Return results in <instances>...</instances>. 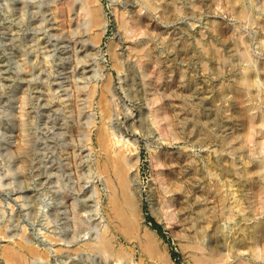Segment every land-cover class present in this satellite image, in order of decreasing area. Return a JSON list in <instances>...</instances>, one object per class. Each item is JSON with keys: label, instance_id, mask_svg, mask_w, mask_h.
Here are the masks:
<instances>
[{"label": "bare ground", "instance_id": "1", "mask_svg": "<svg viewBox=\"0 0 264 264\" xmlns=\"http://www.w3.org/2000/svg\"><path fill=\"white\" fill-rule=\"evenodd\" d=\"M22 1L23 0H8L6 3L8 7L6 14H11L14 17L17 12L15 5ZM113 1L115 4V14L118 20L119 36L117 44L111 43L109 45V52L113 58L114 67L120 75V86H117L114 82L113 73L109 75L106 80H103L102 84H99V87L96 83L91 84L101 76V72L104 69L103 65L97 61V57L100 55V47L107 35L109 27L107 17L99 0H43L41 2L39 1V3H35L37 6L35 4L36 7L33 8L32 6L34 12L31 9L33 12V23H27L30 25L33 24L34 26L32 25V27L36 26L39 28L36 29L35 27L36 31L39 30L38 33L42 32L43 34H34L35 38L32 40L34 41V45H30L32 48H28L29 50L27 51L29 52L26 51V53L23 54L29 59L30 65L28 71L30 72L26 73L30 79L32 78L31 82L41 77V80L44 81V83L42 82L44 87L42 86L43 89L41 91L39 86L34 88L42 92V94L36 97L37 102L35 103H37V107L45 106L54 113H58L59 110L61 111V109H64L66 116L75 111L78 113V117L81 119L82 124L77 131L74 129V131H76L75 133L71 132V127L73 125L71 126V122H69L68 119L71 115H68L66 123L64 122L62 126L68 129L65 132H69V136L72 135L73 139L75 138L79 141L80 145L78 148L76 145V148H73L74 152L72 154L75 160L74 162L77 168L80 166L85 167L83 165L90 167L89 172L88 170L84 172L92 173L93 170L96 169L99 176L105 178L106 185L110 190V198L108 197L109 203L107 202L109 212L107 215H109V219L114 228L108 226L102 233L98 231L99 235L94 242L90 243L91 240H89V243H84L85 249L90 250V252L101 254L104 257L102 258L107 261V264H127L131 260L132 254L123 246H116V236L112 232V230L116 229L117 232L120 230L127 239L138 240L143 250L149 254V257L153 259L157 258L163 264L170 263L169 256L158 244L157 236L154 234V231L147 228L144 230L143 236L139 233L140 201L137 194L138 190H136L137 188L133 185L134 181L131 172L139 169L141 159L137 154H133L132 156L128 155V150L123 149L116 151L115 149V144L117 143L114 141L115 137H127L133 132L134 135L140 133L153 137L151 144L154 146L151 151V160L155 168V181L160 191L164 193V197L168 193L171 194L173 192L171 197L163 200V204L167 209L162 215L163 222L167 226H170L172 220L176 218L179 212H183V210L185 212V220H189L187 222H190V217L194 214L192 213V211H194L192 210V205H196L199 202V197L196 196L195 199L187 200V206H185V203H182L181 211L179 209L172 210L175 199L174 194L179 189L177 185L178 174L176 173V169L180 168L183 174L181 180H183L182 183L186 184L187 193L191 194L192 191L194 192L196 190L195 187L198 188V186H202L201 189L206 192L205 194L214 195V198L218 202L226 201L223 192H226L227 196H231V198H229L231 202H228L234 204L235 207L230 206V208L227 209L229 213L228 219H230L229 221L236 220V216L239 215L240 220L231 227L230 235H222L224 238L223 246L229 252V254L222 257L229 259L232 258L233 255H236L237 258L234 260L236 262L235 264H264V218L259 217V208L256 204L260 198L262 209L264 210V154L259 162L253 164L250 162L251 153L254 151L253 146L260 144L258 140L261 137L264 139V0ZM25 3H27V1ZM28 3L30 2L28 1ZM28 3L27 5H29ZM213 13L216 17L223 15L227 16V18H234L237 22H235V26L227 27L228 29L224 27V29L220 21H210L209 16ZM12 16H10V18ZM40 17L41 20H39ZM186 18L197 20V22L204 21V26L207 30L202 31L200 34L193 33L192 29L196 24L192 23L190 27L189 24L188 26L182 22L180 28L174 30L172 33V24L176 21L179 22V20L184 21ZM11 27L3 25L2 29L7 30V35H9L8 40L13 41L15 36L13 38L11 37ZM243 29H246V31L249 29L252 37L245 36ZM50 30H54V33H51ZM66 32L71 34V39L74 40L76 45L78 42L80 43L77 48L81 54H77L76 60L78 61H76L77 64L75 65L79 68L77 69L75 67V75L73 76L76 79V87H74L75 95H72L74 93L71 94V90L69 91L70 86L66 87L62 82L61 86H57L58 88L53 87V81L55 79H53L52 76L58 73L55 71L56 65H54V62L58 60H53L54 51L59 49L61 53H69L68 44L71 40H68V37L65 35ZM43 35H45V39L48 38L47 42H44L42 38ZM53 39L54 41H52ZM225 39L228 40L225 41ZM15 42L12 46L16 45ZM45 43L48 45L43 47ZM127 43L129 45L125 47ZM255 44L258 46L257 49L255 48ZM119 46L126 48V50L119 53ZM6 49H9V47ZM11 49L12 47L10 50ZM20 49L23 50V48ZM51 49L52 51L48 52ZM20 51L21 50L18 52ZM168 51L169 53L175 51L176 53H174L177 54V57L174 59H170L169 56L164 57V54ZM126 52H128V55L124 56ZM1 56L0 51V64L5 62L2 60ZM10 59H12V56L7 59L8 63ZM193 62L196 64L199 63V67L203 72H209L213 75L216 74L218 77L225 76L226 80L224 79L225 81L221 83L217 92L210 90V88H202V84V89H199L198 92H195L197 89L193 91L192 88H190V83L192 84L194 75L193 78L189 76L190 73L188 72V68L185 67V64H193ZM66 69H63V72ZM193 72H195V70ZM2 73L3 69H0V86H5L9 81V76H3ZM203 81L204 80L201 82ZM196 82L199 83L198 80ZM198 83L196 85H198ZM62 88L67 92L64 95L66 97L59 95ZM209 95L211 99H208ZM29 97L27 99H29ZM42 97L44 98L43 100L41 99ZM193 97L196 100L194 104L205 102L206 105L208 102V106L204 109V112H201L203 113L202 115L199 112L193 113L192 110L187 107L190 106L189 101H191L190 98ZM125 98L137 104V109L139 111L137 118L134 117L133 109H131V114H129L121 108V100L125 101ZM219 98H225V102L228 103V105H225L226 113L228 111H233L232 116L234 115L236 120L235 124L239 131L238 135L237 133H235V135L234 133L229 135V129H227L229 125L228 121L219 117L220 110L218 112V108L220 107H214L216 100ZM96 101L102 115L100 123L98 122L99 124L96 118H93L92 114L86 111V109H90L92 112ZM82 102L83 104H80ZM31 110L32 109H30V111ZM0 111L2 112L1 109ZM76 113L73 115L77 116ZM123 113L127 118L126 123L120 118ZM27 116L28 125H30L29 123L33 124L36 119H34L33 116L31 117L30 112H28ZM60 119L56 120L58 121ZM76 119L78 120V118ZM57 121H55L56 124H58ZM28 125L27 123L24 125L25 129ZM83 126L88 127L83 128ZM51 129L53 130V128ZM31 130L32 129H30V131ZM34 130L35 129L31 132L29 130L27 131L32 133ZM52 130L50 132H52ZM63 130L61 129L60 131L63 132ZM37 134L40 133L37 132ZM30 136H28L25 144L16 147V151L24 156L23 158L25 159L29 171L33 172V169L36 168V172H34V174L32 173V177H45L44 179H46L49 176L47 177L45 171L40 167L42 159H40V157L37 159V154L32 155L34 151H32L31 146L34 144V137L32 136L33 138H29ZM120 141L121 140H118V142ZM238 141H241L242 144L238 145ZM178 142L187 143L192 146V148H206L208 150V157L205 164H201L202 162L196 157H193L190 151H180L178 154H174L172 152H164L160 148L161 146L174 145ZM76 143L78 142L75 141L74 144ZM34 146L35 145H33V147ZM88 146L90 149L86 148ZM55 147L54 151H56ZM96 147L99 149L95 166L91 163L82 165V163L84 161L86 162L89 158V155L96 151ZM261 148L264 149V143ZM8 149L5 148V150ZM67 150L68 149L65 148L62 151L65 152L64 154H68L67 156H70V153H68L69 150ZM9 151L5 152L11 155V150ZM130 151L132 153L137 151V149H131ZM224 152H226V154ZM237 152L240 154L238 162L234 159V155ZM59 154H61V152H59ZM9 155L7 154L6 157H4L6 159L8 158L7 161L12 160V157ZM62 158H64V156H62ZM66 158H68V165H70L71 162L69 160L72 158ZM53 161H56V159ZM65 162H67V160ZM74 162L72 163L74 164ZM64 169L62 170L63 172L59 173L65 174ZM5 173L7 178L9 175L14 174L11 166H9ZM13 176L11 177L14 179L13 182L7 179L9 182L5 180V183H3V180L0 178V188L6 187V185H10L11 183L21 184L18 183L16 180L17 178ZM60 176L62 177V175ZM38 184L40 186H47V180L44 182L41 181V183ZM50 189H52V187H48L49 191ZM224 189L225 191H223ZM185 192H183V196L186 195ZM56 194L55 192V195ZM27 195L28 194H26V197ZM90 195L92 196L93 193ZM72 196L75 197L73 194ZM86 197H88V195L85 196V198ZM205 198L203 202L207 200L205 202L206 206L203 204L204 207H201L202 210H200L204 215H207L212 205L209 203L211 199L207 198V196ZM214 198L212 196V199L216 203ZM254 198L258 199L253 200ZM76 199L78 198L76 197ZM92 199H94V197ZM52 200H54V198H52ZM60 200H54V204L57 202V209L58 205H61L63 202ZM84 200L89 202V200ZM26 202L24 205L27 204ZM65 205H63V207ZM73 205L75 204H72V206ZM76 205H78L80 212L89 213L87 210L88 204L81 206H79V204ZM78 207L75 206L74 210ZM61 209L59 207V210ZM63 209H65V207ZM52 210L54 211V209ZM80 212L76 218L79 219L78 222L81 226H85L83 225L85 221L82 219L83 217L85 218L86 215H81ZM201 212L199 211V213ZM22 217L21 214H17L15 220L20 223ZM61 217L63 216L61 215ZM65 217L67 219V216L63 218L65 219ZM57 218L59 219V217ZM73 220H75L74 217ZM252 220L254 221V225L249 226L247 222ZM212 222H214V217L210 218V216L206 222H199L196 234L204 235L207 228H210V223ZM206 223L207 226L205 225ZM241 225H245V227ZM5 229L0 227V236L8 237L6 236ZM213 230L215 233L223 232L221 227L217 224ZM240 230L246 232V236L242 234V239L239 238V236H241ZM25 232L27 233L26 230ZM191 233L193 232L190 231V234L187 235L190 239L191 237L193 238ZM14 236L16 235L14 234ZM21 237V240L18 241V247L12 245L3 246L2 250H0V256H2V258L0 257V264H5L7 262L14 264H31V262H33L32 264H45L47 260H49L50 255H47L46 252H41L35 247V239L31 236L27 237V234L26 236L21 235ZM189 247L193 250L192 258L195 264H212L221 261L218 251L212 247L208 250H205L200 244L189 245ZM62 249L63 248L58 251L61 252ZM79 251H82V249H79ZM239 251L248 254L249 257L241 260V256L237 255ZM80 254L84 255L82 253ZM81 255L79 258L83 260L82 257L84 256L81 257ZM75 260L74 262L71 261V264H83L80 262L81 260ZM108 261H110V263Z\"/></svg>", "mask_w": 264, "mask_h": 264}, {"label": "rangeland", "instance_id": "2", "mask_svg": "<svg viewBox=\"0 0 264 264\" xmlns=\"http://www.w3.org/2000/svg\"><path fill=\"white\" fill-rule=\"evenodd\" d=\"M7 1L8 0L0 1V48H1L0 51L2 55L1 56L2 60L5 61L0 64V69H3V73H2L3 76H9V81L7 85L5 86L1 85L3 87L0 86V92L2 91L0 93V102H1L0 109L2 110V112L0 111V178L3 180V183H5V180L7 179L13 182L14 179H12L11 177L14 175L13 177L17 178L16 180L18 181V183H21V184L18 185L16 183H11L10 185H6V187L4 186L0 188L1 189L0 190V204H1L0 205V210H1L0 211V224H1L0 227L4 229L7 227L5 230H6V236H8V237L0 236V250H2L3 246L5 245H12V246L18 247V241H20L22 238L21 235L26 236L27 234V237L31 236L33 239L36 240V241L34 240V243L36 242L35 243L36 248H38L41 252H46L47 255H50L49 260H47V262L45 261L46 262L45 264H71V261L74 262L75 259H76L75 261L81 260L80 262L83 264L84 263L85 264H105V263L107 264V261L103 259L104 257L101 254H98L96 252L98 254L97 255L95 252H90V250L88 249L86 250L84 247L85 242L89 243V240H91L90 243H92L97 239V236L99 235L98 231L102 233L104 229L105 230L107 229L108 226L111 227L113 225L109 219V215H107L109 212L108 203H109V198H110L109 196L110 190L106 185V181L104 180L105 178L103 176L102 177L99 176V174L96 172V169H94L92 173H88L90 167H86V165H83V164L88 165L91 163L95 166L96 161L98 159L97 152L99 148L96 147V151L92 152L89 155V158L86 160V162L84 161L82 163V165L85 167L80 166L79 168H77L76 163L74 162L75 160L73 159L72 153L74 152L73 148L74 147L76 148V146L78 148V146L80 145L79 141H77V139L75 138L74 140L71 133H70L71 136H69V132L68 133L65 132L68 129H65V126L64 127L62 126L64 122L66 123V118L68 117V115H71L69 116L68 119H69V122H71V126L73 125L71 127V132L75 133L78 130L79 126L82 124L81 119L78 117L79 116L78 113H76L75 111L74 113L67 114L66 116L64 109H61V111L59 110L58 113L57 112L54 113L52 110H50L49 108H46L45 106L38 108L37 103H35L37 102L36 97L42 94V92L40 91L43 89L42 86L44 84H42V82L44 83V81L41 80L42 79L41 77L31 82L32 78L30 79V77L27 75V73L30 72L28 71L30 63H29V59L23 54H25L27 50L32 48V46L30 45H34V41L32 40H34L35 35L43 34L42 32L38 33L39 30L36 31V29H39V28L35 26L36 27L35 29V27H32L33 24L30 25L32 22V15L34 12L33 8L37 6L35 3H39V1L41 2L43 0H38V1L37 0L35 1L23 0L22 2L17 3L15 5L17 12L15 11L16 14L14 17L11 14H6V10L8 8L6 4ZM26 1L27 3L29 1L30 3H33V4L28 3L30 5L29 6L27 5V3H25ZM99 2L102 5L103 11L107 17L109 27H108L107 35L100 47V55L97 57L98 59L97 61L103 65L104 69L101 72V76L98 79H96V81H93L91 84L96 83L98 84L97 86L99 87V84L101 85L102 81L106 80V78L113 73L114 82L117 84V86H120V81H119L120 75H119V72L114 67V61L109 52V45L111 43L117 44L118 36H119V26H118V20L115 14V4L113 0H99ZM31 9L33 10V12ZM10 16H12L13 18L12 17L10 18ZM209 17H210V21H217V22L220 21L223 24L222 25L223 28L235 26V22H237V20H235L234 18H231V17L227 18V16H223V15L216 17L214 13L211 14V16ZM39 20H41V17ZM27 22L30 24H28ZM182 22L187 25L189 24L190 27L192 23H195L196 26L192 29L193 33L195 32L197 34H200L202 33V31L207 30L206 27L204 26L205 25L204 21L197 22V20L195 21V20L186 18L184 21L179 20V22L176 21L174 24H172V28H173L171 30L172 33L174 32V30L180 28V26L182 25ZM3 25H6V27L12 26L11 27V37L13 38L15 36V38H13L14 39L13 41L8 40L9 35H7V30L2 29ZM50 31L51 33L52 32L54 33V30L53 31L50 30ZM243 33L245 36L252 37V35H250L249 29L248 31H246V29H243ZM65 35L68 37V40L69 39L71 40V41L69 40L70 43L68 44L69 53L67 54L61 53L59 49L54 51L55 54L53 53L54 54L53 56L55 57V58L53 57V60L54 61L58 60L57 62H54V65H56V69H57V70L55 69V71L58 72L57 74H60V75L53 74V76L55 77L54 78L52 76V78L55 79L53 81V87L58 88L63 83V85L66 87L70 86L69 87L70 89L68 88L69 91L71 90V94L74 93L72 95H75L74 87H76V79L73 76L75 75V67H76L75 65L77 64L76 61H78L76 60L77 59L76 56L77 54H81V52H79L78 51L79 49L77 48L78 45H80V43L78 42V44L76 45V43H74V40L71 39L72 36L69 32H66ZM42 38L44 39V42L48 41V38L45 39V35H43ZM227 40L228 39H225V41ZM31 41L33 42V44ZM52 41H54V39ZM14 42L17 45V46L13 45L15 47L12 46ZM47 45L48 44L45 43L43 47L44 46L46 47ZM128 45L129 44L127 43L125 47H128ZM8 47L9 49H6ZM11 47L12 49L10 50ZM257 47H258L257 44H255L256 49ZM18 48L19 50H21L20 52H18L19 51ZM20 48H23L24 51ZM124 50H126V48L122 46L118 47L119 53L123 52ZM51 51L52 49L49 50L48 52H51ZM174 52L175 51L169 53L168 51L164 54V57L169 56L170 59H174L175 57H177V54H175L176 52L175 53ZM127 55H128V52L124 53V56H127ZM11 56H12V59H10V62L8 63L7 59ZM186 64H185V67L188 68V72L190 73L189 76L190 77L192 76L191 78H193V75H194L193 82L192 84L190 83L191 85L190 88H192L193 91L197 89L195 92H198V90L202 88H205V89L210 88V90L217 92V89L220 87L221 83L226 80L225 76L218 77L216 76V74L213 75V74H210L209 72H203L199 67L200 65L199 63L196 64L195 62H193V64H188V65ZM63 69H66L67 71L64 70L63 72ZM194 70L195 72H193ZM27 78L30 80H28ZM197 80L199 81V83L196 82ZM202 80H204L206 83L204 81L201 82ZM197 83L198 85H196ZM201 84H202V88H201ZM36 86L40 87V91H37V89H34ZM63 89L64 88L61 89V91L59 92V95L66 97L64 95L67 92L64 91L65 89L64 90ZM27 96L28 97L30 96L29 99L31 101L27 99L28 98ZM41 99L43 100L44 98L42 97ZM190 99H191V101H189L190 106H187V107L190 110H192L193 113L204 112V109L208 106V102L206 103V105H205V102L200 103V104L199 103L194 104L196 103L195 98L193 97ZM208 99H211L210 95ZM80 104H83V102ZM225 105H228V103L225 102V98H219L218 100H216L214 107H220L218 108V112L220 110L219 117L221 119H224L225 121H228L229 125L227 129H229L228 131L229 135L232 133H234V135L235 133H237L238 135L239 131L236 128V124H235L236 120L234 118V115L232 116L233 111H228L226 113ZM98 106L99 105L97 104V101H96L93 107L94 110L91 112L90 109H86V111L91 113L93 118H96L97 123L98 122L100 123L101 121L100 119H102V115H101V111H99L100 109ZM120 106L123 110H125L129 114H131V109H133L134 117L137 118L139 111L137 109V104L134 101H131L130 99L125 98V101L121 100ZM30 109H32L33 111L31 110L32 111L31 112ZM28 112H30L31 117L33 116L34 119H36L35 120L36 123L35 122L33 123V120H32L33 124L29 123L32 126L28 125V116H27ZM75 113L77 114V116L73 115ZM202 114L203 113H201V115ZM55 117L56 119H60L61 117L64 119L65 117V119L63 120L61 118L60 120L57 121ZM76 118H78V120ZM120 118L122 119V121H124V123L127 122V118L124 115V113L123 115L120 116ZM71 120L74 122H72ZM55 121H57L58 124H56ZM26 123L28 125L26 128L27 130L30 131V129L32 130L35 129L32 133H30L32 130L29 132L25 129L24 125ZM49 126H50V129H49ZM60 126L62 130L64 129L63 130L64 133L60 131L61 130ZM87 127L88 126H83V128H87ZM51 128H53V130ZM74 129L76 131H74ZM51 130L52 132H50ZM37 132L40 134H37ZM29 133L31 134V136ZM36 135H39V136H36ZM28 136H30L29 138L34 137V144H32L31 146L32 151H34L32 155L37 154L36 158L39 159L38 157H40V159H42V164L40 167H42L43 171H45V173L47 174L46 176L47 177L49 176L46 179H44L45 177H40V178H37L35 176L32 177V173L34 174V172H36V168L33 169L34 170L33 172L29 171L28 167L26 166L25 159L23 158L24 156H22L20 153L16 151L17 150L16 147L21 146L27 142ZM152 139H153L152 136L149 137L147 135L140 134V133L134 135L133 132H131L127 137L119 138L117 136L114 138L115 143L117 142L115 144L116 151L123 150V149L128 150L127 151L128 155L132 156L133 154L135 155L137 154L139 155L141 159L139 169L131 172L132 179L134 181L133 185L135 186V188H137L136 190H138L137 194L139 196V201H140L139 202V208H140L139 209V222H140L139 233L140 235L143 236L144 230H146L147 228H150L152 231L155 232L154 234H156L157 236L158 244L169 256L170 263L168 264H195L192 258L193 250L189 247V245H199V244L205 250H208L210 247H212L218 251L219 259L221 258V261H217L212 264H235L236 262L234 260L235 258H237L236 255H233L232 258H229V259L222 257L226 254H229V252L223 246L224 245L223 236L230 235L231 227L234 226L236 222L240 220L239 215H237L236 220L229 221L230 219H228L229 213L227 209H229L230 206L231 207H235V206L234 204L229 203L231 202V200L229 201V198H231V196L230 195L227 196L226 192H223L225 199H226L225 202H218L214 198V195H211V194L206 195L205 194L206 192H204V190L201 189L202 186L201 187L198 186V188L195 187L196 190L194 192L192 191L191 194H189L187 193L186 184L182 183L183 180H181L183 178V174L181 173L180 168H177L176 169V173L178 174L177 185L179 189L174 194L175 199H174V206L172 210L173 209L180 210L182 203H185V206H187L188 204L187 200L195 199L196 196L199 197V202L197 203L198 205L197 204L192 205L193 206L192 210H194L192 211V213L194 214L191 215L190 222H187L189 220H185L184 210L183 212H179L177 214L176 218L172 220V224L170 226H167L163 222L162 215H163V212L167 210L165 205L163 204V200L164 199L166 200L168 197H171L173 192L171 194L168 193L164 197V193L160 191L155 181V177H156L155 168L151 160V151L154 146L151 144ZM118 140H121V141L118 142ZM75 141L78 143L74 144ZM258 141L261 145L257 144L253 146L254 151L251 153V160H250L251 164L255 162H259L263 158L264 149H262L261 147H263L264 139H262L261 137ZM237 144L240 145L242 144V142L238 141ZM33 145L35 146L33 147ZM54 147L56 148V151H54L55 150ZM5 148L6 149L9 148V149L5 150ZM65 148L69 150L68 153H70V156H67L68 154L66 155L64 154L65 152L62 151ZM86 148L90 149L89 146ZM135 148L137 149V151L131 153L130 150L135 149ZM160 148L164 152H172L174 154H178L180 151H185V152L190 151L193 157H196L198 160L202 162L201 164H205L207 157H208V150L206 148H203V149L192 148V146H190L187 143L178 142V143H175L174 145H169V146L166 145L164 147L161 146ZM9 150H11V155H9L10 153H7ZM59 152H61V154H59ZM224 153L226 154V152ZM7 154L10 157H12L11 161L9 160L7 161L8 158L7 159L4 158L6 157ZM239 155L240 154L238 152L235 153L234 155V159L236 162H238V160L240 159ZM62 156H64L65 159L62 158ZM65 156L69 157V159L72 158L69 160L71 162L70 165H68L69 164L68 158H66ZM54 159H56V161H53ZM61 160H64V161H61ZM66 160L67 162H65ZM72 162H74V164ZM9 166H11L14 174L9 175L7 178L6 177L7 175L5 172L8 170ZM63 169L66 175L64 173L63 174L59 173V172H63L62 171ZM87 170L88 172H84ZM58 174L62 175V177ZM33 179L35 180L36 183L34 182ZM8 180L6 182H9ZM46 180H47V186H40L38 184V183H41V181L44 182ZM48 187H52V189H50L49 191ZM89 191L93 193L92 196L94 197V199H92L93 197L90 195L91 193ZM223 191H225V189ZM24 192H27V193H24ZM55 192L57 193L56 195H55ZM183 192L186 193L185 196H183ZM26 194H28L27 197H26ZM72 194L75 197H73ZM87 195L88 197L90 195L91 198L90 197L85 198V196ZM206 196L207 198L211 199L209 203H211L212 208L209 211V214L204 215L201 212L202 210L201 207L203 208L204 205L206 204L205 202L207 200L203 202V199L205 200ZM212 196L215 199L216 203L212 199ZM76 197L78 199H76ZM52 198H54V200L56 201L62 199L60 201L64 202V203L62 202L63 205L66 204L64 207L65 209L68 208L66 209L68 211L63 209L64 207L62 204L58 205V209H57L56 207L57 202H55L54 204V200H52ZM84 199L89 200V202L85 201ZM256 199L258 198H254L253 200H256ZM24 200L25 202L27 201L26 202L27 204L25 205H24L25 203ZM72 204H75V205L72 206ZM76 204H79V206L88 204L87 210L89 211L88 214L90 215H88L87 213L83 211L80 212V209L78 205ZM256 204H257V207L259 208V217L264 218V210L262 209L263 207H262L260 198L258 199ZM75 206H77L78 208L74 210ZM59 207L60 209L62 208L63 210L62 209H61L62 211L59 210ZM52 209H54V211ZM2 210L5 212H3ZM199 211L202 214L199 213ZM72 212L73 214H76V215H73ZM79 212L81 215H84V216L86 215L85 218L83 217L82 219L83 221H85L83 223V225L85 226H81L78 222L79 219L76 218V216L78 217ZM225 212L227 213V216ZM17 214H21L23 216L20 223H18V221L15 220L16 219L15 216ZM60 214L63 217L67 216V219L66 217L65 219L61 217ZM198 215L201 217H199ZM209 216L210 218L214 217V222L210 223V228H207L208 231L206 230V233L204 235L196 234V230L198 229L197 227L199 226V222H206ZM57 217H59V219ZM73 217L75 218V220H73ZM154 223H157L163 228L164 236L161 235L158 232V230L154 228L153 226ZM215 223L219 227H221L223 232L225 231L226 233L225 232L215 233L213 230L216 225ZM247 223L249 224V226L254 225L253 220L248 221ZM205 225L207 226V223ZM241 226L245 227V225H241ZM112 227L114 228V226ZM24 228L27 231V233L25 232ZM78 228L81 230H79ZM119 231L120 230H118L117 232L116 229L112 230V232L116 236V246L118 247L123 246L125 249H127L132 254L131 260L127 264H163L157 258L153 259L149 257V254L143 250L138 240L127 239L126 236L122 234L121 231L119 233ZM190 231L193 232L191 233V235H193V238L191 237V239L187 237V235L190 234ZM16 233H18L19 235ZM14 234L16 236H14ZM242 234L246 236V232L240 230L241 236H239V238L241 239L243 238ZM61 248L63 249L61 250V252H59L58 250ZM79 249H82L83 252L79 251ZM80 253L84 255H81ZM173 253H176L177 256L173 255ZM79 254L81 255V257L84 256L82 257L83 260L79 258L80 257ZM237 255L241 256L240 257L241 260L245 259L246 257H249L248 254L242 251H239ZM0 257L2 258V256ZM103 260L106 262L103 263L104 262ZM108 262L110 263V261ZM32 263L33 262H31V264ZM5 264H14V263L7 262Z\"/></svg>", "mask_w": 264, "mask_h": 264}, {"label": "trees", "instance_id": "3", "mask_svg": "<svg viewBox=\"0 0 264 264\" xmlns=\"http://www.w3.org/2000/svg\"><path fill=\"white\" fill-rule=\"evenodd\" d=\"M153 226H154V228H155L156 230H158V232H159L161 235L164 236L163 228H162L160 225H158L157 223H154ZM173 255L177 256L176 253H173Z\"/></svg>", "mask_w": 264, "mask_h": 264}]
</instances>
